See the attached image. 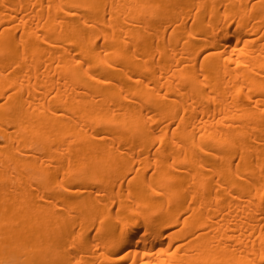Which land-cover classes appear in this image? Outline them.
<instances>
[{"label":"bare ground","instance_id":"6f19581e","mask_svg":"<svg viewBox=\"0 0 264 264\" xmlns=\"http://www.w3.org/2000/svg\"><path fill=\"white\" fill-rule=\"evenodd\" d=\"M0 264H264V0H0Z\"/></svg>","mask_w":264,"mask_h":264}]
</instances>
